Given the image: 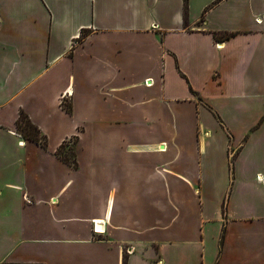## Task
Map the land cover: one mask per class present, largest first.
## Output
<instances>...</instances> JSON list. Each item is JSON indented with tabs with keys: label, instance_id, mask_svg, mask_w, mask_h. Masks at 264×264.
Here are the masks:
<instances>
[{
	"label": "crops",
	"instance_id": "0c3cea01",
	"mask_svg": "<svg viewBox=\"0 0 264 264\" xmlns=\"http://www.w3.org/2000/svg\"><path fill=\"white\" fill-rule=\"evenodd\" d=\"M0 264H264V0H0Z\"/></svg>",
	"mask_w": 264,
	"mask_h": 264
},
{
	"label": "trees",
	"instance_id": "16d2710c",
	"mask_svg": "<svg viewBox=\"0 0 264 264\" xmlns=\"http://www.w3.org/2000/svg\"><path fill=\"white\" fill-rule=\"evenodd\" d=\"M194 94V92H192ZM64 109L67 112L71 111V105H65ZM16 131L26 140L32 141L38 145H40L42 148L47 147L46 138L41 134L40 130L32 124V122L29 120L28 116L21 112L19 114V117L16 121ZM76 144V139H74V142L72 143L73 147L68 148L65 151V146L67 144L61 145L58 150L55 152V155L60 159V161L64 162L65 164L70 165L72 168L77 167V163L75 161V153H74V145ZM226 200L223 202V212L225 209Z\"/></svg>",
	"mask_w": 264,
	"mask_h": 264
},
{
	"label": "built area",
	"instance_id": "2783aa9c",
	"mask_svg": "<svg viewBox=\"0 0 264 264\" xmlns=\"http://www.w3.org/2000/svg\"><path fill=\"white\" fill-rule=\"evenodd\" d=\"M147 81L148 80H146V86H149V84L147 85ZM65 97H66V94L62 97V100L65 99ZM258 180L261 181L262 180V177L261 176H258ZM98 225H99V227H98ZM100 225L101 224L99 222H97V221H94L92 223V226H93L92 231H93V233L98 234V233L101 232Z\"/></svg>",
	"mask_w": 264,
	"mask_h": 264
},
{
	"label": "rangeland",
	"instance_id": "374dc122",
	"mask_svg": "<svg viewBox=\"0 0 264 264\" xmlns=\"http://www.w3.org/2000/svg\"><path fill=\"white\" fill-rule=\"evenodd\" d=\"M74 142V139L70 140L67 145L65 146V151L72 146V143Z\"/></svg>",
	"mask_w": 264,
	"mask_h": 264
},
{
	"label": "bare ground",
	"instance_id": "6f19581e",
	"mask_svg": "<svg viewBox=\"0 0 264 264\" xmlns=\"http://www.w3.org/2000/svg\"><path fill=\"white\" fill-rule=\"evenodd\" d=\"M101 229V228H100Z\"/></svg>",
	"mask_w": 264,
	"mask_h": 264
}]
</instances>
